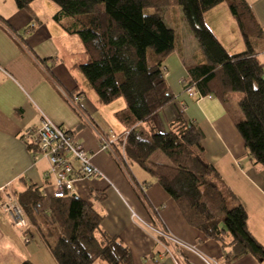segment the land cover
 Instances as JSON below:
<instances>
[{
    "label": "trees",
    "instance_id": "1",
    "mask_svg": "<svg viewBox=\"0 0 264 264\" xmlns=\"http://www.w3.org/2000/svg\"><path fill=\"white\" fill-rule=\"evenodd\" d=\"M14 1L18 8L31 12L33 0ZM51 1L58 6L54 20L69 18L70 24L63 27L81 39L84 59L74 66L98 101L107 104L119 97L124 101V107L115 112L125 127L122 160L115 161L129 183L132 185L128 170L136 164L173 199L190 226L220 244L225 263L243 254L264 260V246L247 228L245 208L204 158L200 127L182 111L168 121L167 130L156 122L155 113L174 99L163 76V60L174 50L175 30L158 12L144 13L143 9L167 8L171 0ZM174 1L204 57L188 66L184 88L195 90L197 98L220 100L248 157L254 164L264 165V63L258 58L264 28L246 0ZM223 1L235 19L242 51L229 52L204 19L206 11ZM234 100L237 111L232 108ZM158 151L165 162L153 159ZM135 193L150 214L145 195ZM16 197L30 222V237L34 225L39 227L38 215H44L46 235L56 234L48 246L58 264H134L130 248L103 228V215L79 196L50 197L46 207L43 186L33 183ZM19 264L33 263L23 260Z\"/></svg>",
    "mask_w": 264,
    "mask_h": 264
},
{
    "label": "crops",
    "instance_id": "2",
    "mask_svg": "<svg viewBox=\"0 0 264 264\" xmlns=\"http://www.w3.org/2000/svg\"><path fill=\"white\" fill-rule=\"evenodd\" d=\"M246 1L264 28V0ZM221 3L204 13L205 21L210 11L227 9ZM31 8L29 12L18 8L14 0H0V187L8 185L16 195L29 184L43 186L47 195L44 205L49 206L52 177L44 176L49 162L34 142L22 137L46 117L69 130L89 151L100 174L77 180L72 194L103 215V228L130 248L134 264H264L251 254L225 263L226 253L220 244L190 226L173 199L136 164L128 170L132 185L129 183L115 159L99 149L97 139V132L110 131L111 114L122 109L124 101L118 98L115 106H103L88 84L80 83L74 65L84 59L83 44L76 33L63 27L70 24L69 18L54 20L58 6L51 0H33ZM164 18L171 22L167 13ZM235 27L231 31L222 27L214 33L229 52L244 49ZM191 46V51L175 46L163 60V76L174 99L155 113L156 122L161 130H167L168 121L182 111L200 127L205 160L233 190L247 212L248 230L264 246V165L254 164L248 157L220 100L197 98L184 88L188 66L204 60L198 43ZM258 58L264 63L263 50ZM120 129L123 133L124 125L120 124ZM154 155L158 161L167 160L157 152ZM135 191L145 195L150 214ZM0 195L1 199L3 193ZM33 233L31 241L36 239L35 230ZM22 241L21 232L0 203V264H10L15 258L37 264L38 258L43 259L42 248L26 250L30 246L24 249Z\"/></svg>",
    "mask_w": 264,
    "mask_h": 264
},
{
    "label": "built area",
    "instance_id": "3",
    "mask_svg": "<svg viewBox=\"0 0 264 264\" xmlns=\"http://www.w3.org/2000/svg\"><path fill=\"white\" fill-rule=\"evenodd\" d=\"M184 81V80H183ZM190 95L196 96L193 89L187 90ZM78 97L74 98V102ZM71 101V103H74ZM23 139L36 142L38 152L49 162V171L45 178L52 177L50 197L62 198L71 194L77 180L100 174L92 161L89 151L83 146L77 137L63 126L43 117L37 128L30 129L23 134ZM119 138L122 140L120 141ZM125 137H117L115 132L106 134L97 132L99 149L109 153L116 161L121 162ZM118 141L121 143L118 146ZM3 193L1 207L7 214L13 226L24 237L25 243L31 241L27 232L30 222L20 206L15 193L7 186L0 187Z\"/></svg>",
    "mask_w": 264,
    "mask_h": 264
},
{
    "label": "rangeland",
    "instance_id": "4",
    "mask_svg": "<svg viewBox=\"0 0 264 264\" xmlns=\"http://www.w3.org/2000/svg\"><path fill=\"white\" fill-rule=\"evenodd\" d=\"M221 6H225L227 9H220V7L218 9H216V11H210L211 13H207V25L211 28V30L213 31V33H219V29L223 28H228L229 31H231V28L235 25L234 21V17L231 15V12L227 6V3L225 1H223L221 3ZM224 8V7H222ZM144 13H153V12H158L163 21L165 23H168L169 25H171L174 30H175V46H181V47H185L187 48V50H192V44H196L197 40L195 39V37L193 36L192 32L190 31L188 25L186 24L184 17L182 15V11L181 8L177 5V3L174 0H171V3L168 5L167 8H155V7H146L143 9ZM165 13H167V17L170 18L171 22H167L165 17ZM209 14V16H208ZM230 22V23H229ZM186 28V30H185ZM236 28V27H235ZM191 32V33H190ZM77 34V33H76ZM216 35V34H215ZM75 36H79L78 34ZM217 36V35H216ZM80 38V37H78ZM218 38V37H217ZM81 40V39H80ZM264 43H259V46L261 45V47H259L260 50L264 51V45H262ZM75 48V46H74ZM194 50H195V46H194ZM193 50V51H194ZM152 52L149 50L148 54H149V61L151 62L152 59H150ZM262 59V58H261ZM189 64V63H188ZM76 73L78 74V78L80 79V83L82 82L83 84H86L85 78L83 77V75L81 74V72L76 69ZM83 87V86H81ZM87 92V91H86ZM121 98V97H119ZM118 99V98H117ZM115 99V100H117ZM112 101L110 103L107 104H102L103 106H115L117 103V101ZM119 100H123V99H119ZM113 104V105H112ZM232 108L234 110H238L237 107V102L236 100L233 101L232 103ZM107 112V109H106ZM112 120H113V124H112V128L110 129V131L115 132L116 135H120L122 134V129H120V122L118 121V119L115 116V112H112L111 114ZM158 154H162L161 152H157ZM163 155V154H162ZM164 156V155H163ZM153 159L155 160V155L153 156ZM38 219V224L39 227H36L34 225V230L37 233L36 234V239L33 241H30L28 243H25L24 241V237L22 236L23 241L21 242L22 247L25 249L28 247L26 250L29 249H33V248H42V252H44V254L42 253V260H40V258H38V260H36L37 264H58L56 262V260L54 259V257L51 254V251L49 249L48 243H52L55 238H56V234H53L51 236L46 235L47 234V223L44 221V215H38L37 216ZM47 239V242H46ZM20 261L17 260V258H15V260L13 262H11L10 264H19Z\"/></svg>",
    "mask_w": 264,
    "mask_h": 264
}]
</instances>
